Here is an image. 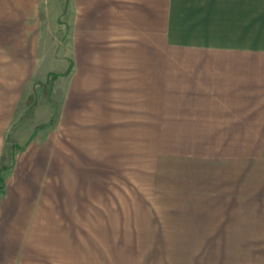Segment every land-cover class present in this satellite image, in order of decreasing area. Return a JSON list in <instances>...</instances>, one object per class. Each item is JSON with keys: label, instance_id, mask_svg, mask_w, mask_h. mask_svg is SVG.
<instances>
[{"label": "crops", "instance_id": "0c3cea01", "mask_svg": "<svg viewBox=\"0 0 264 264\" xmlns=\"http://www.w3.org/2000/svg\"><path fill=\"white\" fill-rule=\"evenodd\" d=\"M68 2L79 109L67 120L81 127L84 116V131L53 135V188L38 187L44 176L25 188L19 170L14 186L3 180L0 264H264V0ZM37 10L0 0V34L35 36ZM65 132L83 145L75 156L60 152ZM130 149L152 195L176 203L134 205L131 221L123 208L110 222L92 203L100 190L61 187L63 165L105 182Z\"/></svg>", "mask_w": 264, "mask_h": 264}, {"label": "rangeland", "instance_id": "374dc122", "mask_svg": "<svg viewBox=\"0 0 264 264\" xmlns=\"http://www.w3.org/2000/svg\"><path fill=\"white\" fill-rule=\"evenodd\" d=\"M37 3V36L30 35L24 38L13 35L9 37L12 41V44H9L8 37L0 34V170L4 169L1 177L5 180L8 175V186L10 184L12 187L16 180L14 177L16 171L18 173L19 170L18 175L27 178L24 187L29 190L33 189V176H44L39 188L44 190L53 188V182L50 180L52 165L49 160L52 157L51 142L55 132L56 136L60 135L59 130H63L62 127L68 124L72 126L77 124L76 127L84 131L85 124L84 116L79 117V120H82L81 127L78 121L68 123L67 120L73 118L75 110L79 109L71 108L69 101L72 91L69 74L73 70V66L68 63L71 55L68 34L69 2L37 0ZM20 42H23V46L19 44ZM21 49L25 50L20 51ZM8 57L10 59L6 61ZM5 65L8 68L5 69ZM48 72L55 77L52 79L48 75L45 81ZM71 109L74 114L70 118ZM37 126H40L41 130L35 132ZM60 137L63 138L60 152L66 156H75L76 146L82 145L79 139L77 138L76 143L73 134L68 132L61 133ZM83 149L79 148L80 151ZM133 151V149L126 151L125 165H119L117 168L116 165L107 166L109 176H105L107 177L105 182L96 180V176H90L92 179L89 182L75 180V176L68 175V166L63 165L60 170L64 173L61 187L67 191L87 187L93 189L94 194L100 190L103 201H100L101 195L97 194L93 197L92 203L97 206L101 202L108 206L110 222L122 219L136 220L135 216L140 219L138 213L131 212L134 205L176 203L174 199L168 201L158 193L152 195L147 166L142 163L145 159L143 156H134ZM93 168L95 172L96 166ZM28 176L32 179H28ZM35 183L37 187L38 182ZM3 193L4 191H0V199ZM70 194L73 195L67 193L68 196ZM71 195L69 198L73 199ZM81 197L84 200L83 192ZM52 204L50 198L45 200V215L48 218H51L48 212H52ZM123 208L125 213L122 218V214L117 210Z\"/></svg>", "mask_w": 264, "mask_h": 264}, {"label": "trees", "instance_id": "16d2710c", "mask_svg": "<svg viewBox=\"0 0 264 264\" xmlns=\"http://www.w3.org/2000/svg\"><path fill=\"white\" fill-rule=\"evenodd\" d=\"M51 77H52V79L55 77L53 74H49ZM4 169H1L0 170V191H2V189H3V184H4V181H3V178L1 177V172L3 171Z\"/></svg>", "mask_w": 264, "mask_h": 264}]
</instances>
